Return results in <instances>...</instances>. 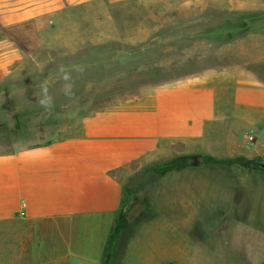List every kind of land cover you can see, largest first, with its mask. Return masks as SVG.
<instances>
[{"label": "rangeland", "instance_id": "obj_1", "mask_svg": "<svg viewBox=\"0 0 264 264\" xmlns=\"http://www.w3.org/2000/svg\"><path fill=\"white\" fill-rule=\"evenodd\" d=\"M205 4L104 0L54 13L49 23L35 19L19 26V66L27 74L19 75L16 106L0 107L1 115L14 112L13 122H0V153L43 139L28 123L33 115L58 120L40 124L39 133L57 127L71 132L88 116L114 115L138 99L191 105L192 91L180 94L168 87L225 70L234 52L258 50V59L264 57V42L250 37L236 43L206 39L238 16ZM5 89L0 85V92ZM232 126L189 124L187 141L162 147L161 155L131 159L115 172L125 192L114 220L110 264H146L153 251L171 242L188 250L179 264H187L188 255L195 263L201 258L210 264H245L249 257L264 261V169L250 165L264 162V123ZM197 156L200 166L191 162ZM167 163L171 166L165 168ZM156 164L166 166L155 171ZM144 179L156 203H146L139 185ZM199 245L201 255L192 249Z\"/></svg>", "mask_w": 264, "mask_h": 264}, {"label": "crops", "instance_id": "obj_2", "mask_svg": "<svg viewBox=\"0 0 264 264\" xmlns=\"http://www.w3.org/2000/svg\"><path fill=\"white\" fill-rule=\"evenodd\" d=\"M103 1L0 0V85L9 88L0 92V107L16 106L19 75L27 74V68L19 66L17 28L35 19L49 23L54 13ZM208 5L228 14L264 12V0H206ZM249 37L264 42V23L227 43L246 42ZM259 55L258 50L234 52L225 70L168 87L180 94L192 91L191 105L138 99L114 115L88 116L71 132L57 127L39 133L40 124L58 120L49 114L33 115L28 123L43 139L0 153V264H104L125 192L115 172L131 159L161 155L162 147L187 141L189 124L229 122L231 130H237L240 123L246 129L264 123V57L258 59ZM13 115L0 114V122H13ZM148 183L139 180L146 203H156ZM203 247L192 249L201 255ZM185 249L171 242L169 248L153 251L146 264H179ZM186 259L187 264H210L204 258L199 263L194 256ZM244 263L264 261L249 257Z\"/></svg>", "mask_w": 264, "mask_h": 264}, {"label": "trees", "instance_id": "obj_3", "mask_svg": "<svg viewBox=\"0 0 264 264\" xmlns=\"http://www.w3.org/2000/svg\"><path fill=\"white\" fill-rule=\"evenodd\" d=\"M237 15V19L230 24H226L219 28V31H213L212 33H216V36L206 35V37L213 39L218 38L222 42L232 41L235 37H241L250 31H256L261 28L264 23V12L263 13H237L232 14ZM228 165L235 164L236 162L230 161L227 162ZM254 162H251L250 165H254ZM164 166H158L154 168L155 171L164 169ZM171 166V164L167 163V167ZM255 166V165H254ZM259 168V167H258ZM261 169V168H259ZM113 243H114V234L113 232L109 235L108 243L106 245L105 254L103 256V263L110 264L109 261L111 260L112 253H113Z\"/></svg>", "mask_w": 264, "mask_h": 264}, {"label": "water", "instance_id": "obj_4", "mask_svg": "<svg viewBox=\"0 0 264 264\" xmlns=\"http://www.w3.org/2000/svg\"><path fill=\"white\" fill-rule=\"evenodd\" d=\"M191 162H192L193 164H196V165L200 166V165L202 164V158H201V156H197V157L193 158V159L191 160ZM253 164H254L256 167H259V168H261V169H264V162H254Z\"/></svg>", "mask_w": 264, "mask_h": 264}]
</instances>
